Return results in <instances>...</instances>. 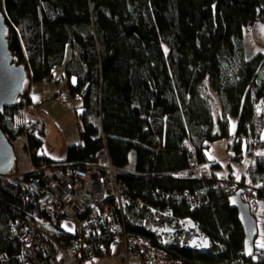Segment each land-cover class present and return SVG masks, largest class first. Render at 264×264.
Returning <instances> with one entry per match:
<instances>
[{
    "label": "trees",
    "instance_id": "1",
    "mask_svg": "<svg viewBox=\"0 0 264 264\" xmlns=\"http://www.w3.org/2000/svg\"><path fill=\"white\" fill-rule=\"evenodd\" d=\"M0 11L12 63L24 67L28 84L58 82L53 71L62 68L69 99L80 112L81 143L61 162L39 154L43 140L25 133L29 120L19 107L6 109L0 129L13 150L24 138L31 166L44 169L94 162L106 148L112 165L127 173L118 180L128 188L124 220L132 237L156 244L153 235L131 224L190 218L210 238L211 249L203 254L166 246L169 258L186 264H264L263 250L242 256L245 236L237 211L226 190L213 187L214 177L173 178L189 167L192 155L200 165L211 163L207 143L231 138L234 160L251 161L242 181L255 185L245 189L240 183L235 193L241 191L252 209L251 202L264 200V155H258L264 153L259 139L264 114L256 116L257 105L264 103V51L250 52L246 41L248 27L264 28V0H0ZM206 83L222 108L217 128L203 92ZM21 95L28 109L30 95ZM132 155L137 171L127 170ZM15 167L11 174H26ZM27 196L0 177V255L11 260L19 247L7 224L15 212L29 216ZM196 198V207L190 206ZM59 238L66 244L72 235Z\"/></svg>",
    "mask_w": 264,
    "mask_h": 264
},
{
    "label": "built area",
    "instance_id": "2",
    "mask_svg": "<svg viewBox=\"0 0 264 264\" xmlns=\"http://www.w3.org/2000/svg\"><path fill=\"white\" fill-rule=\"evenodd\" d=\"M17 105L25 117L26 99L17 101ZM23 128L29 136L42 134L43 121H26ZM95 157L94 162L76 166L54 165L44 169L31 166L29 173L6 177L11 185L27 193L31 209L26 211L29 216L19 212L12 214L7 226L19 250L13 260L5 254L0 255V264H91L95 259L110 257L117 246L121 262L125 264H186L169 258L167 251L162 249L176 246L175 240L180 237L185 241L189 239V242H180L179 248L203 254L209 252L212 247L210 238L190 218L166 221L163 225L134 224L153 235L156 244L147 238L132 237L126 231L124 220L128 188L118 180L119 175L127 173L112 165L106 148ZM189 163L195 177L190 178L188 171H184L173 178L207 180L208 176L197 171L195 156L192 155ZM222 179L214 180L218 184L216 188L225 189L229 196L234 195L238 185L231 178ZM173 196L179 201L184 199L177 193ZM189 204L196 207L198 199L189 201ZM151 213L154 215L155 210ZM163 217L173 219L168 213ZM68 220L75 223L74 232L70 234L72 239L62 244L59 236L69 234L62 230L63 221ZM242 256H247L245 251Z\"/></svg>",
    "mask_w": 264,
    "mask_h": 264
},
{
    "label": "rangeland",
    "instance_id": "3",
    "mask_svg": "<svg viewBox=\"0 0 264 264\" xmlns=\"http://www.w3.org/2000/svg\"><path fill=\"white\" fill-rule=\"evenodd\" d=\"M248 32L247 34V46L248 50L250 52H258V51H264V28L262 24H255L252 27H248L246 29ZM248 51V52H249ZM249 52V53H250ZM54 80L59 79V83L66 82L65 79H62V76L64 74L62 68H56L54 71ZM64 78V77H63ZM54 82V81H53ZM41 83V82H40ZM29 84L24 92H29L30 89ZM38 86V84H36ZM36 86V87H37ZM203 92L204 96L208 99V102L210 104V108H212L213 112V118L215 119V128H217L216 123L218 122V118L221 116L222 108L220 106V102L214 91L210 87H208L207 83L203 86ZM64 98H67V93L63 91ZM261 96L264 95V93L260 94ZM21 97V98H20ZM19 100L25 99L20 95ZM35 103V102H34ZM64 103H66L64 101ZM62 101L57 102L55 105L51 102L46 103L42 102L41 106L39 105H30L26 111L25 117L27 120H30V117H34L33 115L38 116L40 121L42 120L46 130L45 133L42 132V134L35 135L36 138H39L43 140V145L41 151H39L40 155H45L49 159H57L58 161H65L67 150L70 147L76 146L77 144L81 143V125L80 121L78 119V114H76V111L78 109H75V105L70 106L68 104H64ZM18 107V105H16ZM264 114V103L263 101L260 102L259 105H257L256 108V116ZM230 119V118H229ZM34 120V119H33ZM230 124L232 125L231 129L232 132L235 127V122L233 119H230ZM234 126V127H233ZM264 126V125H263ZM262 126V129H263ZM249 139V138H247ZM23 139L16 143L14 145V150L17 155V162L16 167L17 170L22 171V168L24 167V171L26 173H29V170L31 168V165L28 164V161L24 160V150L22 149L23 146ZM250 141V139H249ZM69 142V143H68ZM232 144V140H220L215 142L214 144L207 143V149L205 150V153L207 155L208 162L206 165H199L197 166V171L199 174L202 172V174H205V176H208L207 179L211 178H219L221 180L223 178H231L234 183H236L238 186L240 183V187L246 186L245 189H247V186L253 188L255 185L251 182L248 184L242 179H244V175L247 173V166L251 161L248 160H241V161H235L233 157L236 156L234 150H231L229 148V144ZM64 143L70 144V147L63 146ZM56 160V161H57ZM213 163V164H212ZM213 165V166H212ZM129 167L127 168L128 171H137V161L135 159V156H131ZM218 168V169H217ZM14 170V169H13ZM12 170V172H14ZM140 171V170H139ZM120 177V175H119ZM253 184V185H252ZM230 187H234L230 183H228ZM242 193V192H241ZM243 196V193L241 194V197ZM248 201H250V197L246 196ZM251 204L254 205L255 209L250 210V215L254 217L257 225V239L254 243L255 249L264 255V248L260 247V244L264 243V200L261 202H255ZM176 226H178L176 224ZM75 223L72 220L63 221L62 224V230H64L67 234H73L74 232ZM176 245H179L180 242H185L183 238L176 239ZM90 264V263H89ZM91 264H123L120 260V251L119 247H115L114 251L112 252V255L106 258L102 259H95Z\"/></svg>",
    "mask_w": 264,
    "mask_h": 264
},
{
    "label": "water",
    "instance_id": "4",
    "mask_svg": "<svg viewBox=\"0 0 264 264\" xmlns=\"http://www.w3.org/2000/svg\"><path fill=\"white\" fill-rule=\"evenodd\" d=\"M8 33L5 15L0 11V114L8 108H16L19 96L29 85L24 67L12 63ZM259 139L264 143V126ZM16 162L15 151L0 129V177L10 175ZM241 194V191L235 193L229 199V205L237 211L245 236V252L247 256H251L254 252V241L257 239V225L252 214L250 215V206L242 201Z\"/></svg>",
    "mask_w": 264,
    "mask_h": 264
},
{
    "label": "crops",
    "instance_id": "5",
    "mask_svg": "<svg viewBox=\"0 0 264 264\" xmlns=\"http://www.w3.org/2000/svg\"><path fill=\"white\" fill-rule=\"evenodd\" d=\"M36 86H37L36 84H31L30 85V89H29V92H28L29 95H30L29 96L30 105H39V106H41L42 102H46V103L51 102L52 104L55 105L59 101H62L63 103L65 101L66 103H64V104H68L70 106H73L72 102L69 99V95H68L69 93H67V83L66 82H61V83L53 82V81H51V82H41L40 84H38L37 87ZM63 91H65V93H67V98H64ZM33 116L34 117H30V120L31 119L32 120L33 119L34 120L41 119V118H39L36 115H33ZM43 126H44L43 133H45L46 127H45L44 123H43ZM22 139H23L22 142L24 143L25 139L24 138H22ZM68 143L67 144L64 143L63 146L66 145L65 147H68V146L70 147V144H68ZM77 145H80V143L77 144ZM24 154H25V152H24ZM24 160H26V162L28 161V164H30V160H28L26 154L24 155ZM54 160H57V159H54ZM61 162H63V161H61ZM22 171H23V173H26L24 171V167L22 168ZM224 179H226V178H224ZM251 210L254 211V209H252V208H251ZM185 250H187V249H185ZM254 250H255V247H254Z\"/></svg>",
    "mask_w": 264,
    "mask_h": 264
},
{
    "label": "bare ground",
    "instance_id": "6",
    "mask_svg": "<svg viewBox=\"0 0 264 264\" xmlns=\"http://www.w3.org/2000/svg\"><path fill=\"white\" fill-rule=\"evenodd\" d=\"M263 130V129H262ZM262 130L260 131V133H259V137H260V134H261V132H262ZM252 139V138H251ZM254 140L252 139L251 140V143L253 142ZM18 143V142H17ZM250 143V144H251ZM187 149V148H186ZM190 160V159H189ZM244 160H246V159H244ZM195 161H196V159H195ZM189 163V162H188ZM196 163H197V161H196ZM199 164V163H198ZM189 165H190V163H189ZM200 165V164H199ZM206 165V164H205ZM204 165V166H205ZM189 169V167L186 169V170H184V171H188V173L187 174H189V177L190 178H193V177H195V173L192 171V170H188ZM183 171V172H184ZM183 172H181V173H183ZM185 180H190V179H185ZM193 181H195V180H193ZM198 181V180H197ZM212 184H213V187L216 185V187H217V183L215 182V181H213V182H211ZM235 195V194H234ZM234 195H232V196H234ZM232 196H230V197H232ZM242 199V198H241ZM243 202H244V200H242ZM244 203H246V202H244ZM247 204V203H246ZM249 205V204H248ZM250 206V205H249ZM250 210H251V207H250ZM134 224H137V223H132L131 224V226H134ZM135 227V226H134ZM178 228V226H176V228L175 229H177ZM256 241V240H255ZM255 241H254V243H255ZM187 242H189V239H187L186 241H185V243L184 244H187ZM253 247H254V244H253ZM123 264H125V263H123Z\"/></svg>",
    "mask_w": 264,
    "mask_h": 264
},
{
    "label": "snow or ice",
    "instance_id": "7",
    "mask_svg": "<svg viewBox=\"0 0 264 264\" xmlns=\"http://www.w3.org/2000/svg\"><path fill=\"white\" fill-rule=\"evenodd\" d=\"M73 83H75V80H73ZM258 155H264V153H258ZM205 246H206V242H205ZM260 247L264 248V243L260 244Z\"/></svg>",
    "mask_w": 264,
    "mask_h": 264
}]
</instances>
